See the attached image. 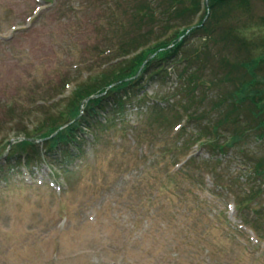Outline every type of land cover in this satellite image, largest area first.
I'll return each mask as SVG.
<instances>
[{
    "label": "rangeland",
    "instance_id": "1",
    "mask_svg": "<svg viewBox=\"0 0 264 264\" xmlns=\"http://www.w3.org/2000/svg\"><path fill=\"white\" fill-rule=\"evenodd\" d=\"M39 1L0 0V152L9 137L23 138L15 126L35 133L78 87L100 79L109 58L80 65L94 44L144 40L128 15L141 0H115L124 15L100 0ZM207 4L203 0L189 21L204 20ZM233 4L212 16L211 30L219 27L213 40L198 36L184 45L183 52L197 49L198 57L145 80L147 74L122 114L101 108L106 124L84 128L87 139L72 157L42 151L28 167L18 165L17 154L0 158V174H6L0 178V264H264V113L254 121L261 113L256 104L264 103V0ZM124 18L127 26L108 27ZM236 29L241 42L231 34ZM239 83H250L260 99H240ZM187 110L196 121H185ZM224 113L222 142L234 130L246 136L220 154L203 144L202 130ZM172 158L183 164L170 167ZM247 158L261 165L259 177L239 168ZM22 173L43 182L35 176L24 182Z\"/></svg>",
    "mask_w": 264,
    "mask_h": 264
},
{
    "label": "trees",
    "instance_id": "2",
    "mask_svg": "<svg viewBox=\"0 0 264 264\" xmlns=\"http://www.w3.org/2000/svg\"><path fill=\"white\" fill-rule=\"evenodd\" d=\"M100 1H102L106 7L109 4L108 9L121 11L122 15L126 14L122 10L115 9V0ZM245 1L246 0H208V4L205 7L208 14L204 11V16L206 17H204L205 21L202 19V21L198 20L193 22L192 19L199 13L203 0H166L162 3H158V0H141V4L135 5L133 9L129 11L128 15L131 14L133 21L136 22V31L140 34V39L144 38L143 42L131 38V40L125 41L127 43H119L116 46L108 45L106 41H98L99 43L94 44L93 47H95L89 53L90 58L83 59L82 63L90 60L93 61L94 64L101 58H104V60L109 58V61L107 60L105 63L102 62V66L100 65L102 67L100 72L103 73L100 79L94 82L92 87L89 86L86 89H80V87H78L77 92L69 98V104L66 108L52 118L41 120L42 123L41 125H37L35 133L28 134V130H31L32 128L28 129L25 126H22V128L17 129L15 126L13 132L22 134L24 140L15 142L11 147L10 152L16 154L24 153L26 159H33V157L37 156V153H39L37 150L38 144L30 139H41L43 140L42 148L47 155H50L48 153L53 152V155L57 154L58 156L60 154L63 158L68 157L69 155L72 156V153L77 151L78 147L85 141L82 137V135L85 134V130L83 129H91L93 126L101 124L100 121H97V115H100L99 110L101 108L105 112L110 111L111 113L122 114L124 105L127 101L132 100V95H137L138 92L142 91L139 86L147 74H149V77L145 78V80L156 77L161 73H165L167 69L175 65L178 66L180 62L188 63L193 60L194 53V55L197 54L198 57L197 49L183 52L184 45L186 44L188 46L189 43L198 36V38L207 37L208 42L211 41L210 39L213 38L212 36H214L217 31L219 34V27H213L214 31L211 30V18L216 14L217 10L220 11L222 8H225L228 5L231 6L233 3L242 4L245 3ZM128 15L125 18H127ZM190 15L193 16L191 17V21H189ZM186 17L189 22L184 24H174L175 20H180ZM125 18L122 22L108 21V27L112 28L114 31L117 27L121 29L123 22L127 26ZM160 19H163L165 22H162L161 24ZM145 21H148L150 24L147 26ZM187 31H189L187 35L179 40L178 38L184 36V33ZM166 33L168 34L166 35ZM228 34H230L229 30L226 31V34L220 35L227 36ZM231 34H235L233 37L240 42L243 41V39L238 36L240 34L238 29L232 31ZM133 43L135 46L132 45ZM203 45L205 46L206 44ZM133 51H135V54L131 55ZM200 51L203 53L202 50ZM153 54H155L154 57L146 62L141 68L143 61L151 57ZM110 62L112 64L114 63V65L107 67V64L111 65L109 64ZM250 63L251 62L246 64L243 63L241 66L246 68ZM93 64H91V66ZM112 67L115 68L109 70ZM249 69L250 68L248 67V70ZM138 72H140L139 76L135 77ZM248 72L250 76H254L252 72ZM188 74L193 76L192 78H196L193 73L189 72ZM251 80L252 82L250 81V83L256 82L255 77H252ZM194 83H196V85L205 86L203 79H195ZM250 83L238 84L237 92L241 93L240 99H246L248 97L253 101L254 98H258L259 100L260 97H256V94L252 95L251 91L248 90V87L251 86ZM103 92H105V94L99 96V94ZM92 95H98V97L88 102V104L81 110L79 104ZM107 105L109 108L106 107ZM233 105L238 106L239 103L236 101ZM256 108H258L261 113H255L254 121L257 120L256 122H260L259 115L264 113V103L261 104V102H258ZM185 116L186 120L190 119L196 121V116H194V118L191 117L188 110L186 111ZM227 119L228 115L227 113H224L222 114V120L217 121L202 130L205 135L203 138L205 140L202 141L204 145L210 146L213 150L218 149L219 151L227 150L231 147L234 149L236 139L238 140L240 137L246 136L244 129H241L240 131L234 130L225 140L227 142L223 143L221 140L222 138L218 135V130H220V127ZM67 123H69V125L63 127ZM104 123L106 124L105 119L102 124ZM262 124H264V122H262ZM60 127L63 128L60 129ZM249 129L252 130V128ZM55 132L56 134L53 135ZM199 134L202 133L199 132ZM51 135L53 136L51 137ZM259 135L261 136V134ZM14 137L18 138L19 136L16 135ZM11 138L12 137H9L5 140L6 143L4 148H2L3 151L9 143L8 140ZM3 151L0 152V155ZM253 165L254 173L256 176H259L258 174L261 171V165L257 163ZM251 193L252 191L249 192V194Z\"/></svg>",
    "mask_w": 264,
    "mask_h": 264
},
{
    "label": "water",
    "instance_id": "3",
    "mask_svg": "<svg viewBox=\"0 0 264 264\" xmlns=\"http://www.w3.org/2000/svg\"><path fill=\"white\" fill-rule=\"evenodd\" d=\"M12 143V142H11Z\"/></svg>",
    "mask_w": 264,
    "mask_h": 264
}]
</instances>
